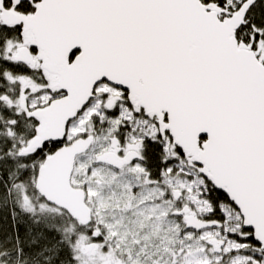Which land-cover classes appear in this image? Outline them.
<instances>
[{"label":"snow or ice","instance_id":"snow-or-ice-1","mask_svg":"<svg viewBox=\"0 0 264 264\" xmlns=\"http://www.w3.org/2000/svg\"><path fill=\"white\" fill-rule=\"evenodd\" d=\"M0 264H264V0H0Z\"/></svg>","mask_w":264,"mask_h":264}]
</instances>
